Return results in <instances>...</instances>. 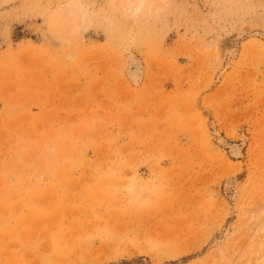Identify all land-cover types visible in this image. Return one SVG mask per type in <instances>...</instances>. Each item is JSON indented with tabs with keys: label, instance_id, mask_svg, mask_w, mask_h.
<instances>
[{
	"label": "rangeland",
	"instance_id": "obj_1",
	"mask_svg": "<svg viewBox=\"0 0 264 264\" xmlns=\"http://www.w3.org/2000/svg\"><path fill=\"white\" fill-rule=\"evenodd\" d=\"M262 18L264 0H0V264H252Z\"/></svg>",
	"mask_w": 264,
	"mask_h": 264
},
{
	"label": "bare ground",
	"instance_id": "obj_2",
	"mask_svg": "<svg viewBox=\"0 0 264 264\" xmlns=\"http://www.w3.org/2000/svg\"><path fill=\"white\" fill-rule=\"evenodd\" d=\"M74 20H76V18L74 19ZM261 20H263V19H261ZM262 38H263V41H261V42H263V43H260V45L262 46V48L264 49V35H260ZM258 38V37H257ZM260 39V38H259ZM259 42L257 41V44H258ZM259 50H260V48H259ZM261 53H262V51H261ZM134 80L136 81V82H138V80H139V76H137V75H134ZM227 146H228V149H229V152H230V156H232V157H234V158H239L241 155H242V153H241V151H242V148H241V146L240 145H237V144H230V145H228L227 144ZM228 185V184H227ZM225 187H226V184H225ZM226 189V191L227 192H230L231 190L228 188V187H226L225 188ZM253 215V214H252ZM255 215V214H254ZM255 217V216H254ZM259 247H258V249H257V256L253 259L252 258V264H262V262H264V241H263V243H262V241H261V243L258 245ZM249 264V263H248Z\"/></svg>",
	"mask_w": 264,
	"mask_h": 264
},
{
	"label": "snow or ice",
	"instance_id": "obj_3",
	"mask_svg": "<svg viewBox=\"0 0 264 264\" xmlns=\"http://www.w3.org/2000/svg\"><path fill=\"white\" fill-rule=\"evenodd\" d=\"M262 19H264V18H262ZM262 264H264V262H262Z\"/></svg>",
	"mask_w": 264,
	"mask_h": 264
}]
</instances>
